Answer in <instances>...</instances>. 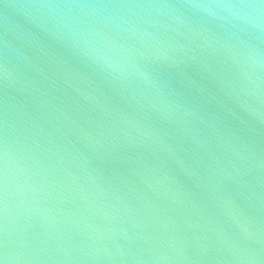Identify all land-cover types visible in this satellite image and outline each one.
<instances>
[{"label":"water","instance_id":"95a60500","mask_svg":"<svg viewBox=\"0 0 264 264\" xmlns=\"http://www.w3.org/2000/svg\"><path fill=\"white\" fill-rule=\"evenodd\" d=\"M0 264H264V0H0Z\"/></svg>","mask_w":264,"mask_h":264}]
</instances>
